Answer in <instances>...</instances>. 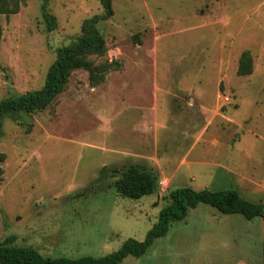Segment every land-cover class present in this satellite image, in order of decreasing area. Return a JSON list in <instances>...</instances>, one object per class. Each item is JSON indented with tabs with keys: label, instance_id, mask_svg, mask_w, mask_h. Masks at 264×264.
Returning <instances> with one entry per match:
<instances>
[{
	"label": "rangeland",
	"instance_id": "374dc122",
	"mask_svg": "<svg viewBox=\"0 0 264 264\" xmlns=\"http://www.w3.org/2000/svg\"><path fill=\"white\" fill-rule=\"evenodd\" d=\"M0 101L40 90L57 50L100 0H3ZM13 10L15 13H10ZM101 51L45 110L4 119L0 244L105 258L143 242L170 191H234L264 204V0H112ZM55 19L50 31L45 14ZM140 164L156 193L121 197L114 169ZM122 264H264V220L200 204Z\"/></svg>",
	"mask_w": 264,
	"mask_h": 264
},
{
	"label": "trees",
	"instance_id": "16d2710c",
	"mask_svg": "<svg viewBox=\"0 0 264 264\" xmlns=\"http://www.w3.org/2000/svg\"><path fill=\"white\" fill-rule=\"evenodd\" d=\"M100 3L104 14L86 20L82 27V36L78 41L57 50V59L50 66L45 84L40 90L0 101V135L4 119L8 115L21 112L34 113L50 107L63 92L74 70L83 68L90 70V79L95 84L103 80V77L95 78V73L89 64L81 60L82 55L101 51L104 47V39L97 25L112 17V0H100ZM7 11L4 1L0 0V14H5ZM9 12L15 13L13 10ZM45 19L49 30H54L55 19L47 13ZM1 38L0 28V41ZM114 172L121 175L116 186L117 193L121 197L139 200L156 193L159 188L158 174L143 165L129 164L121 169H114ZM169 197L170 205L161 212L158 223L145 241L129 240L118 252L105 258L52 259L42 256L33 248L13 247L5 243L0 244V264H122L130 256L136 258L144 256L157 239L167 235L172 222L184 220L189 211L196 209L200 204L209 205L226 215L241 214L247 220L258 217L264 220V204L245 201L234 191L212 192L209 189L195 191L190 187H183L170 191Z\"/></svg>",
	"mask_w": 264,
	"mask_h": 264
}]
</instances>
